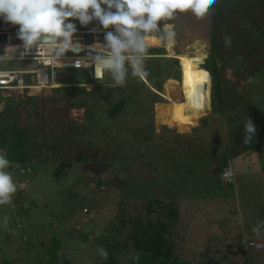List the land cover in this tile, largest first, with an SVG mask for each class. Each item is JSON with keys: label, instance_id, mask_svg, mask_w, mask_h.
<instances>
[{"label": "rangeland", "instance_id": "374dc122", "mask_svg": "<svg viewBox=\"0 0 264 264\" xmlns=\"http://www.w3.org/2000/svg\"><path fill=\"white\" fill-rule=\"evenodd\" d=\"M213 12L210 8L200 19L190 12L178 13L166 21L174 26V43L162 42L158 34L146 38L147 46L165 47V58L172 57H157L152 62L153 68L159 65L168 73L158 77L163 80L162 90L144 76L147 87H142L138 78L129 75L122 96L127 100L116 114L110 113L106 102L89 98L93 118L73 120L81 133L77 140L98 147L97 157L74 162L63 177L55 175L60 162L57 156L31 161L35 176L23 185V194L16 190L10 203L0 205V264L5 260L13 264H130L135 250L129 244L125 252L120 243L136 230L138 221L150 229L159 222L168 224L166 235L175 240L173 251L181 261L173 257L165 264H264V226L258 233L253 231L264 225V68L257 72L240 57L227 58V93L235 107L217 113L212 110V77L208 70L198 69L211 53ZM72 22L77 28L99 26L96 21L87 27L78 20ZM163 23L159 22L161 28ZM96 40L104 41L103 31L85 34L86 43ZM184 56L196 69L194 76L211 80V106L200 109L198 115L185 114ZM36 66L40 64L34 60L0 63L1 70ZM93 72L92 67L56 68L55 86L112 84L108 74L98 81ZM129 83H134L132 88ZM87 85V89L93 87ZM248 118L257 131L244 144ZM149 121L153 135L146 140ZM193 143L196 151L190 146ZM195 155L200 156L195 161L198 170L213 175L230 156L238 174L235 183L221 189L214 176L205 183L199 182L200 177H193V182L170 177L180 174L181 162ZM101 248L107 251V259L100 256Z\"/></svg>", "mask_w": 264, "mask_h": 264}, {"label": "trees", "instance_id": "16d2710c", "mask_svg": "<svg viewBox=\"0 0 264 264\" xmlns=\"http://www.w3.org/2000/svg\"><path fill=\"white\" fill-rule=\"evenodd\" d=\"M212 8L214 12L210 35L211 53L200 64L201 68L198 70H208L212 77V110L217 113L235 107L231 105L229 92L227 93L229 85V79L225 76V68L229 64L227 58L240 57L257 72L264 68V0H218ZM77 29L91 30L92 28ZM226 39L231 41L228 46H226ZM167 51L165 47L147 46L145 54L144 67L147 74L144 77L159 91L163 88V80L158 77L162 78L168 73L159 65L154 69L152 62L157 57L165 58ZM171 58L168 57L165 60H171ZM173 59L176 63L178 62L177 58L173 57ZM24 77L27 84L37 82L36 74H26ZM136 78L141 81L142 87H147L142 77ZM87 84H93L91 90L87 89ZM133 84L129 83L128 86L133 87ZM61 85L47 87L44 91L42 87L17 88L11 89L12 93H5L8 89L0 88V154L6 153V158L11 162L10 167L5 170L11 169L13 165H26L32 163L31 161L38 162L50 156H57L60 162L55 175L63 177L67 175L74 162L98 156L100 152L98 147L84 146L85 144L77 140V135L81 133L73 119L79 120L85 117L91 120L93 118L94 106L88 105L90 97L98 102H106L110 106L111 114L118 113L127 100V96L122 97L125 88H113L110 85L93 82ZM131 94L130 91L127 93L128 98ZM154 94L157 95L155 92ZM117 97L120 98L116 100ZM42 114L57 120H51ZM203 120L205 121L204 118ZM147 127L149 131L144 136L146 140L153 135L151 121L147 122ZM136 131L138 132V128ZM196 145L190 144L194 147L193 151H196ZM89 150L92 152L88 153ZM168 154L165 155L166 161L169 160ZM199 157L195 155L193 159L186 162V171L191 182L194 181L193 177L196 179L204 177V171H199V168L195 166L198 165L195 161ZM228 158L231 157H225L224 162L218 167L217 175H214L221 189L228 185L222 182L219 175ZM34 176L35 174L31 175V178ZM235 177L237 178L236 172ZM234 183L235 181L231 185ZM22 192L23 190H20L17 193L22 195ZM175 210L169 209L171 214H176ZM134 225L136 230L126 237L124 243H120L123 244L124 251L129 244L135 250L130 264H165L173 257L175 261H181L173 251L175 240L166 235L168 224L166 225L164 221L159 222L153 226L150 225L151 229L140 221ZM2 264L13 263L5 260ZM181 264L185 263L182 261Z\"/></svg>", "mask_w": 264, "mask_h": 264}, {"label": "clouds", "instance_id": "9594fccd", "mask_svg": "<svg viewBox=\"0 0 264 264\" xmlns=\"http://www.w3.org/2000/svg\"><path fill=\"white\" fill-rule=\"evenodd\" d=\"M217 2L218 0H0V19L13 26L19 25L17 37L22 41L24 49L21 59L33 48H37L39 53H48L57 63H61L66 52L78 54L85 48L74 39V34L80 29H77L72 20H78L84 27L93 21L98 22L99 26L91 31L94 34L103 31L104 41L96 40L87 45V55L77 59L74 66L94 68L92 74L98 81L104 74H108L112 81L110 86L115 88L123 87L129 75L143 77L147 74L144 61L147 52L146 38L149 35L158 34V39L162 42L174 43V26L166 21L185 12H190L197 19L203 18ZM161 21L164 22L162 28L159 26ZM230 43V39H226V46ZM256 131L255 124L248 118L242 142L249 143ZM10 164L6 153L0 154V205L10 203L17 190L12 175L5 171ZM222 179L230 180L231 176L226 172ZM7 222L8 217L5 216V227ZM261 226L264 225L254 227L253 231L258 233ZM99 254L107 259L105 249L101 248Z\"/></svg>", "mask_w": 264, "mask_h": 264}, {"label": "built area", "instance_id": "2783aa9c", "mask_svg": "<svg viewBox=\"0 0 264 264\" xmlns=\"http://www.w3.org/2000/svg\"><path fill=\"white\" fill-rule=\"evenodd\" d=\"M19 25L13 26L10 23L3 22L0 24V63L5 60H34L40 66H36L32 69H0V88L4 89H17V88H25V87H51L55 86L54 84L57 80L55 69L56 68H77L74 66V63L77 59H81L87 55V45H91L92 43L85 42V34L88 31L85 30H77L76 34H74V39L77 40L81 45L85 46L84 50L81 52L73 53L68 51L65 53L64 57L61 59V63H57L52 59V57L46 52H40L37 48H33L30 52H28L23 59H21V53L24 51L22 48V41L17 37ZM15 49L12 51L11 49ZM9 49V50H8ZM8 50V51H7ZM91 68V67H90ZM26 74H36L37 83L36 84H27L25 81ZM44 74V82L41 81V75ZM51 82H49V79ZM5 171H12L11 174L13 177V181L16 185V189L18 191L23 190V185H25L26 181L31 178V175L35 174V167L32 163H27L26 165H13L11 169ZM228 173L231 176L230 180L222 179V176L225 173ZM220 179L222 182L226 184H231L235 181V171H234V163L232 158H228L226 164L223 166L222 170L219 172ZM102 189H105V186H101ZM85 212L89 209L84 208Z\"/></svg>", "mask_w": 264, "mask_h": 264}, {"label": "bare ground", "instance_id": "6f19581e", "mask_svg": "<svg viewBox=\"0 0 264 264\" xmlns=\"http://www.w3.org/2000/svg\"><path fill=\"white\" fill-rule=\"evenodd\" d=\"M182 63V86L184 91L183 94L186 99L185 114L198 115L199 112H201L200 109L204 111V109L209 108L211 106V96L209 92V84L211 83V80L209 77H204L201 75L194 76V71H196V69L191 66L185 56L182 57ZM43 76L45 75H41L42 82H44Z\"/></svg>", "mask_w": 264, "mask_h": 264}, {"label": "crops", "instance_id": "0c3cea01", "mask_svg": "<svg viewBox=\"0 0 264 264\" xmlns=\"http://www.w3.org/2000/svg\"><path fill=\"white\" fill-rule=\"evenodd\" d=\"M182 90H183V86H182ZM259 137V136H258ZM261 138V137H260ZM181 172H180V174H178V173H176V176L174 177V176H170L171 178H177V180L178 179H180L181 180V182L182 181H184V180H186V179H188V174H187V166H186V162H185V164H183V162H181ZM171 171L173 170V169H170ZM236 172V171H235ZM237 174V173H236ZM238 175V174H237ZM213 174H210V173H204V178L201 180V178H200V183H205L206 181L207 182H210L212 179H213ZM179 181V180H178ZM185 182V181H184Z\"/></svg>", "mask_w": 264, "mask_h": 264}]
</instances>
